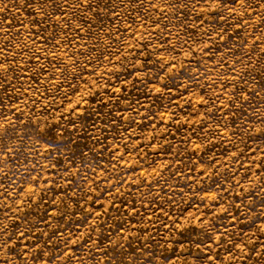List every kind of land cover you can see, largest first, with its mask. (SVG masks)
<instances>
[{
  "label": "rangeland",
  "instance_id": "rangeland-1",
  "mask_svg": "<svg viewBox=\"0 0 264 264\" xmlns=\"http://www.w3.org/2000/svg\"><path fill=\"white\" fill-rule=\"evenodd\" d=\"M0 264H264V0H0Z\"/></svg>",
  "mask_w": 264,
  "mask_h": 264
}]
</instances>
